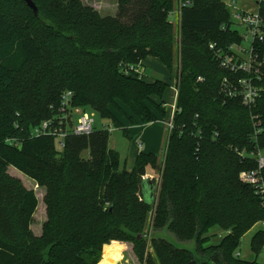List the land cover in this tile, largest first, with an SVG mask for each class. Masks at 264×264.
Wrapping results in <instances>:
<instances>
[{
  "label": "trees",
  "instance_id": "16d2710c",
  "mask_svg": "<svg viewBox=\"0 0 264 264\" xmlns=\"http://www.w3.org/2000/svg\"><path fill=\"white\" fill-rule=\"evenodd\" d=\"M33 1L38 16L25 0H0V264H99L106 253L124 254L126 247L112 242L132 244L140 264H262L237 255L242 239L264 224V199L241 179L257 161L236 150L264 152V77L251 109L220 95L228 73L210 46L242 41L224 2L194 0L177 30L170 20L176 0H119L117 15L106 17L82 0ZM260 10L264 15V4ZM150 57L179 79L160 184L144 179L160 158L141 152L128 171L107 129L71 136L64 149L54 137L32 135L54 118L68 91L75 107L111 120L128 138L111 108L134 126L160 121L151 107L167 115L154 99L164 100L169 85L125 72ZM253 116L261 122L257 141ZM11 168L46 191L39 233V199ZM147 183L156 189L153 201ZM213 229L223 237L209 245L219 236L209 235ZM152 230L194 242L195 252L152 237ZM251 249L263 252V229Z\"/></svg>",
  "mask_w": 264,
  "mask_h": 264
},
{
  "label": "built area",
  "instance_id": "2783aa9c",
  "mask_svg": "<svg viewBox=\"0 0 264 264\" xmlns=\"http://www.w3.org/2000/svg\"><path fill=\"white\" fill-rule=\"evenodd\" d=\"M231 12L232 28L234 25L244 27L245 34H240L241 43H235L226 49L217 48L216 44H212L210 49L213 51L215 59L222 70L228 75L224 77L220 85V95L225 99H236L241 104L251 109L256 106L262 96L264 77V49L256 46L264 45V15L260 10V5L264 4V0L256 1V8L246 10L239 6L237 0H222ZM194 0H176L175 10L170 14L171 18L175 17L176 22H171L180 27L182 12L185 8L191 7ZM225 30L226 27H223ZM126 74L141 75L139 67H128L125 69ZM202 81L201 78H199ZM178 94V93H177ZM171 120L168 123L170 131L173 130L174 115L176 104ZM95 113L73 105V93L65 92L57 109L54 118L43 121L34 131L35 136H49L56 138L60 149L65 148L67 138L71 136H89L95 129ZM254 120V140L261 134V122L258 116H253ZM12 143V141H10ZM138 148L142 150L143 144L137 142ZM241 158H253L258 163V169L247 171L241 174V179L249 185L256 188L257 192L264 199V152L257 148L252 153L245 150L239 152ZM223 237V233L220 235ZM264 252V249H263ZM241 256L240 253L237 254Z\"/></svg>",
  "mask_w": 264,
  "mask_h": 264
},
{
  "label": "rangeland",
  "instance_id": "374dc122",
  "mask_svg": "<svg viewBox=\"0 0 264 264\" xmlns=\"http://www.w3.org/2000/svg\"><path fill=\"white\" fill-rule=\"evenodd\" d=\"M86 6L92 7L104 17L106 16H116L118 13V4L119 0H82ZM257 0H237L239 6L246 10H253L256 8ZM172 22H176V18H171ZM177 30L178 26L173 25ZM234 30L240 32V34H245L246 30L244 27L234 25ZM178 43L176 44V60L179 64L180 57V49L181 43L179 42V36L177 37ZM141 75L139 78H142L146 82H155L156 80H161L162 82L169 85V90L164 98V100L155 98L156 105H162L164 102V107L167 109V115L163 117L154 107H151L154 112H156L160 121L149 124V125H139L135 127L128 117L124 116L118 110L111 108L114 116L122 122L125 127L130 128L132 130L131 138H128L124 135L123 131L115 128L112 124L111 120L103 119L99 115L95 117V130H103L107 129L110 132V148L116 150L121 157V164L127 168L128 171H132L135 166V162L137 156L141 152L145 153H154L160 158V165L157 169L148 168L144 179L155 180L157 184L161 183V172L163 167V162L165 159L166 146L168 142V135L170 133V128H168V123L171 120V116L174 112L175 104L178 99V83L179 79L176 76L175 72L169 71V69L156 58H151L144 63V65L139 66ZM177 70V69H176ZM178 93V94H177ZM122 109L130 116V110L122 106ZM91 111V110H90ZM93 112V111H92ZM137 133V134H136ZM143 133V134H142ZM140 137V138H139ZM139 138V140H138ZM141 141L143 144L142 150L138 148L137 142ZM85 157H88V154H85ZM11 173H14L15 176L19 177L24 185L29 190H34L38 199H39V208L35 215V224L33 225V230L35 233H39L41 231L43 223L46 221V206L44 204V196L45 189L38 187L35 182H33L30 178L20 173L14 168H11ZM38 187V188H37ZM156 192V191H155ZM264 230V224L257 225L254 227L243 239L241 242V246L239 248V253L241 254V258L248 261H258L259 263L264 264V252L260 253L258 256L251 249V240L253 236L257 233L258 230ZM216 233L214 229L210 232V236ZM152 237L165 239L175 247L179 249H185L191 252H195L196 245L194 242H184L178 240L173 234L168 232V230L163 231H154L151 232ZM221 239L220 236L212 239L209 245L216 244ZM116 244L118 246H125L126 250L124 251L125 255V263L126 264H140L138 258L136 257L133 251V245L130 243H121V242H112L110 245ZM108 245V246H110ZM107 247V246H106ZM105 247V248H106ZM113 252V251H111ZM120 252V251H117ZM122 253V252H121ZM103 257V256H102ZM102 259V258H101ZM108 257L104 256V260L106 261ZM101 263V262H99ZM124 263V262H123ZM115 264H122L120 261H116ZM212 264V263H211Z\"/></svg>",
  "mask_w": 264,
  "mask_h": 264
},
{
  "label": "water",
  "instance_id": "95a60500",
  "mask_svg": "<svg viewBox=\"0 0 264 264\" xmlns=\"http://www.w3.org/2000/svg\"><path fill=\"white\" fill-rule=\"evenodd\" d=\"M26 4L28 5V7L33 10L34 14L36 16L39 15V10H38V7L36 6V4L34 3L33 0H25ZM145 180H148V179H145ZM148 182V181H146ZM155 187L152 186L150 183H147V197L150 199V200H154V197H155Z\"/></svg>",
  "mask_w": 264,
  "mask_h": 264
},
{
  "label": "crops",
  "instance_id": "0c3cea01",
  "mask_svg": "<svg viewBox=\"0 0 264 264\" xmlns=\"http://www.w3.org/2000/svg\"><path fill=\"white\" fill-rule=\"evenodd\" d=\"M150 58H148L147 60H145L143 63H142V65H144V63L146 62V61H148ZM135 127H138V126H135ZM129 131H130V135H132V130H130V128H129ZM137 134V133H136ZM143 134V133H142ZM140 138V137H139ZM139 138H138V140H139ZM150 153V152H149ZM153 153V152H152ZM214 231H216V233H214V234H218L219 236L222 234L221 232H219V231H217V230H214ZM114 252H117V251H113V252H109V253H106V254H104L103 255V257H102V259L100 260V262L101 263H99V264H115V262L116 261H120L118 258H116V257H114V256H109L108 257V259L106 260V261H103L104 260V256L105 255H110L111 253H114ZM119 253H121V252H119ZM122 255H123V257H124V259L122 260V261H120V262H122V264H126L125 263V256H124V254L123 253H121ZM124 262V263H123Z\"/></svg>",
  "mask_w": 264,
  "mask_h": 264
}]
</instances>
